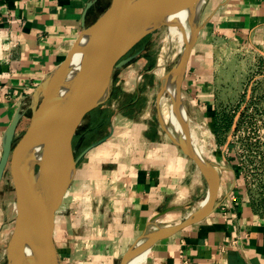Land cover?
Returning a JSON list of instances; mask_svg holds the SVG:
<instances>
[{"label": "crops", "instance_id": "obj_1", "mask_svg": "<svg viewBox=\"0 0 264 264\" xmlns=\"http://www.w3.org/2000/svg\"><path fill=\"white\" fill-rule=\"evenodd\" d=\"M111 2L0 0V159L12 121L21 116L18 139L41 83ZM245 55L264 64V0H208L182 100L190 122L214 136L206 158L220 175L216 203L203 219L156 240L140 264H264V197L236 164L229 137H220L229 125L219 115L227 118L232 95L225 92L226 68L236 57L244 64ZM138 61L115 69L108 97L90 112L107 114L91 116L99 133L86 143L88 129H78L74 139L77 169L54 225L63 264H121L152 228L185 220L209 195L207 176L152 113L147 84L156 80L145 79ZM9 199L4 177L0 227Z\"/></svg>", "mask_w": 264, "mask_h": 264}, {"label": "water", "instance_id": "obj_2", "mask_svg": "<svg viewBox=\"0 0 264 264\" xmlns=\"http://www.w3.org/2000/svg\"><path fill=\"white\" fill-rule=\"evenodd\" d=\"M186 1L112 0L96 23L85 28L65 60L41 83L34 95L35 105L29 126L18 139L15 135L21 116L17 115L12 121L0 159V186L9 167L16 190L17 215L7 251L8 264H48L51 256L61 260L54 239L55 216L76 173L77 157L74 139L78 129L85 117L108 97L115 69L128 64L139 53L126 55L143 38L162 26H169L171 21H168V17ZM89 31H94V34L101 33L100 37L95 34L88 41H84ZM102 31L105 32V37ZM106 38L109 39L107 45L104 41ZM196 40L194 39L188 46L186 54L178 61V63L183 62L180 95ZM82 49L85 50V54L80 69L68 82L69 74L72 72L73 57ZM68 83H70L68 89L70 91L64 94L62 86ZM163 127L165 129L164 124ZM169 135L195 161L207 176L210 186V175L215 173L216 179L212 195L207 197L210 198L205 207H199L185 220L166 227L167 232L157 237L152 244L206 217L215 206L220 186V175L214 165L197 154L190 143L183 142L181 138H176L172 134ZM37 143L41 144L45 158L36 162L31 172L33 176L40 173L44 177L38 187H32L31 196L29 175L24 177L20 173L19 163L23 154H27V160L35 159L34 146ZM36 166H38L37 173ZM136 246L137 244L125 253L121 264L127 263L130 252ZM145 248L146 245H142L140 251Z\"/></svg>", "mask_w": 264, "mask_h": 264}, {"label": "rangeland", "instance_id": "obj_3", "mask_svg": "<svg viewBox=\"0 0 264 264\" xmlns=\"http://www.w3.org/2000/svg\"><path fill=\"white\" fill-rule=\"evenodd\" d=\"M207 1L208 0H206L205 4ZM202 16L203 11L199 26H201L202 23ZM168 33L169 26H162L138 42L126 56L139 53L136 57L139 58L137 67L139 65L143 67L141 70L146 73V80H156L154 84H147L149 87L151 85L150 88L147 86L149 96H147L148 99L146 98V100L150 98L152 113H154L156 120H159L158 122L160 124H164L167 134H172L176 138H179L181 128H177V124L174 121L167 123L168 126L165 124L166 111L164 109L163 99L166 96L168 98V104H171L173 99L169 97V94L164 90L163 86L166 76L173 70L175 67L174 65L178 63L180 57L183 55L181 50L184 48L180 50L178 43L169 42ZM242 59H245L244 64H242L243 62L240 60L237 61L236 57L226 68L225 86H229L230 90L226 87L227 90H225V92L227 94L231 93L232 95L228 97L230 100H227L229 101L228 105H230L226 111V113H228L226 114L227 118H223L225 117V113L219 115L220 120L224 123L226 120L229 125L224 129H220V137L222 141H227L229 137L234 145L233 152L235 154L236 164L239 165V168L242 170L251 188L255 190L257 195L261 194L264 197V64L254 61L252 57L250 59L248 55L243 56ZM144 62L145 64H143ZM141 101L144 100L142 99ZM141 106H143V104ZM240 110L241 115L239 117L237 113ZM99 111H101V108L97 109L96 112L93 111L88 114L82 122V126L79 128V132H84L85 129H88L87 132H89V135L86 143L88 140L94 139V134L99 133V131L94 130L96 127L90 125L93 113V118H96L100 113L102 115L106 114L105 112ZM242 114L246 115L244 120L241 118ZM103 117L105 116H102L101 119L104 122H108V117ZM189 129H194L197 133L198 142L195 145L196 147L200 143H205V150L200 152L201 154L198 152L196 153L207 160L206 156L211 153L209 141L214 139V136L211 138L207 135H202L195 122L190 123ZM79 132H77L78 134L75 137L76 140L80 137ZM96 136L99 137V135ZM35 152L34 150V154ZM24 156L27 157V154H23V157ZM34 165L26 168V173L31 172ZM19 171L21 173L22 169L19 168ZM35 172H38V166L35 167ZM5 181L10 188V212L7 219H5L0 227V264H8L7 251L11 239L10 234L14 230L17 215L16 190L9 167L6 172ZM61 260L64 263L62 257Z\"/></svg>", "mask_w": 264, "mask_h": 264}, {"label": "bare ground", "instance_id": "obj_4", "mask_svg": "<svg viewBox=\"0 0 264 264\" xmlns=\"http://www.w3.org/2000/svg\"><path fill=\"white\" fill-rule=\"evenodd\" d=\"M133 2H138L139 0H132ZM206 0H187L186 3L176 11H174L169 17L168 21H171L169 24V33H168V41L169 42H176L178 43V46L180 47V50L183 52V56L186 54L188 46L196 40L199 35V22L200 17L202 15V11L204 10V4ZM192 5V6H191ZM206 5V4H205ZM100 37L99 32L95 33ZM94 31H89L86 33L84 37V41H88V39L91 38V36L95 35ZM102 35L105 37V32L102 31ZM105 45H107L109 39L106 38ZM166 41V40H165ZM173 46V45H172ZM85 54V50L82 49L78 51L72 60V72L69 74L68 82L72 80V78L75 76V74L80 69L81 61L83 59V56ZM184 58V57H183ZM169 74L166 76L165 84H164V90L169 94V97L173 99L174 103L171 102V104H168L167 100L168 98L165 96L163 99L164 109L166 111V118H165V124L170 121H174L177 124V128H181V133L179 135V138L183 140V142L190 143V146H193L195 149V152H202L205 150V143H200L196 147V143L198 142V136L194 129H189L190 126V119L187 115L185 106L183 104L182 100V94H179V85L183 76V62H179ZM62 91L64 94L68 93L70 90V83L67 85L62 86ZM68 90V91H67ZM202 134L209 135V132L205 129H202L201 127H198ZM169 131V130H168ZM204 135V136H206ZM205 142V141H204ZM35 152V159L27 160V157H21L20 161V169H22V175L24 176L26 171L25 169L29 166H33L37 161L43 160L45 158V153L41 147L40 143H37L34 146ZM197 153V154H198ZM201 154V153H200ZM33 172V171H32ZM32 172L26 173V175H29V193L32 196L33 189L32 187H38L43 180L44 175L42 174H35V176L32 175ZM25 177V176H24ZM211 177V186L209 195L211 197L216 175L213 173L210 175ZM209 197V198H210ZM208 199L204 200L200 207H205V205L208 202ZM203 209V208H202ZM195 212V211H194ZM193 212V213H194ZM174 224L165 225L162 227H155L152 228L140 243L137 244V246L132 249L130 252L127 263L126 264H140L147 255L148 250H150V245L152 242L159 236L165 234L167 232L166 227L173 226ZM142 245H146V248L140 251V248ZM48 264H63L60 259L56 258L55 256H51L49 258Z\"/></svg>", "mask_w": 264, "mask_h": 264}, {"label": "trees", "instance_id": "obj_5", "mask_svg": "<svg viewBox=\"0 0 264 264\" xmlns=\"http://www.w3.org/2000/svg\"><path fill=\"white\" fill-rule=\"evenodd\" d=\"M245 116L246 115L242 114V116H241L242 120H244ZM215 132L218 134L219 131L218 130H215ZM85 144H86L85 142L81 144L82 145V148L85 147Z\"/></svg>", "mask_w": 264, "mask_h": 264}]
</instances>
